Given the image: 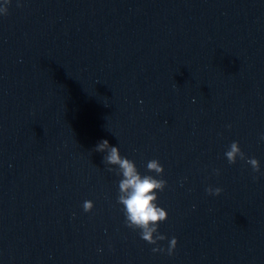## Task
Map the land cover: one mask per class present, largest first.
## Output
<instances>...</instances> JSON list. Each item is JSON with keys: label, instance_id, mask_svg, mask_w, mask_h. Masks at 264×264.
I'll use <instances>...</instances> for the list:
<instances>
[{"label": "water", "instance_id": "1", "mask_svg": "<svg viewBox=\"0 0 264 264\" xmlns=\"http://www.w3.org/2000/svg\"><path fill=\"white\" fill-rule=\"evenodd\" d=\"M19 3L0 14V264H264V0ZM105 139L163 166L158 245L126 226Z\"/></svg>", "mask_w": 264, "mask_h": 264}, {"label": "clouds", "instance_id": "2", "mask_svg": "<svg viewBox=\"0 0 264 264\" xmlns=\"http://www.w3.org/2000/svg\"><path fill=\"white\" fill-rule=\"evenodd\" d=\"M10 0H4L0 6V14H8V4ZM17 6H21L17 0ZM230 127V126H229ZM264 140V134L260 137ZM94 151L106 153L103 157V163L108 167V171H115L122 178L118 184L117 203L122 205V211L125 216V224L128 228L139 230L141 238L149 244L158 245L159 241H164L166 236L158 231L159 224L166 221L167 212L157 204V193L162 192L167 186V181L156 177L162 176L163 166L156 159L147 162V170L153 175H141L134 161L121 156L117 146H111L108 140L100 141L94 148ZM225 157L230 164H234L237 158L245 160L250 164L254 172L260 171L259 161L255 158H247L241 150L239 142L231 143L229 150L225 152ZM117 166V167H111ZM219 174V170H215ZM208 194L219 196L222 189L209 187L206 189ZM94 207L92 201L88 200L83 203L85 212H90ZM177 246V239L173 237L169 242L167 253L173 254ZM153 252H163L162 247H154Z\"/></svg>", "mask_w": 264, "mask_h": 264}]
</instances>
